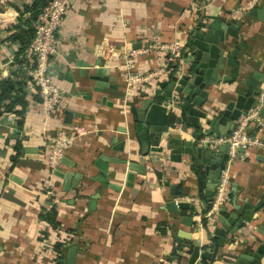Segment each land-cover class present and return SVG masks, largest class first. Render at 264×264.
<instances>
[{"label":"crops","instance_id":"0c3cea01","mask_svg":"<svg viewBox=\"0 0 264 264\" xmlns=\"http://www.w3.org/2000/svg\"><path fill=\"white\" fill-rule=\"evenodd\" d=\"M32 1L2 0L0 5V82L19 78L14 75L19 44L9 37L19 10ZM249 1L73 0L51 66L62 90L61 105L52 114L44 113L28 80L22 113L0 114V264H66L73 247V264H189L194 246L200 248L199 254H209L194 264H234L241 254L256 250L264 240L258 234L261 212L234 234L218 236L215 230L222 227L220 216L230 218L235 198L238 206H257L263 200L264 152L256 147L238 149L229 158L223 171L230 182L225 212L220 207L203 225L185 201L197 197L202 207L207 201L193 170L196 166L203 173L196 160L199 143H193L192 156L172 160L166 139L174 136L173 131L161 135L158 144L148 133L139 137L142 126L130 112L155 92L164 96L167 88L158 84L166 81L169 87L171 82L165 75L137 88L130 89L126 83L127 75L144 76L164 66L163 52L152 46L178 40L186 47L197 24L212 20L238 26V38H229V43L230 50L238 49L239 70L264 78V14L250 15L264 0L249 11L242 10ZM99 68L103 72L98 73ZM228 74L229 68L221 73ZM97 83L103 84L101 91ZM235 88L236 83H212L206 88L204 105L195 108L215 114L234 98ZM75 126L90 132L74 139L51 173L46 165L50 150L46 138ZM182 129L186 132L182 137L192 141L193 127L185 122ZM255 136L264 143V127ZM144 151L147 156H142ZM130 162L145 166L143 174L130 170ZM128 174L133 176L130 182ZM45 184L55 193L52 205L39 198ZM172 201L188 206L171 212ZM52 206L57 227L42 216ZM210 237L219 242L216 250L208 247ZM253 264H264V256Z\"/></svg>","mask_w":264,"mask_h":264},{"label":"water","instance_id":"95a60500","mask_svg":"<svg viewBox=\"0 0 264 264\" xmlns=\"http://www.w3.org/2000/svg\"><path fill=\"white\" fill-rule=\"evenodd\" d=\"M262 14H264V4L260 9L250 12L251 16L258 18H261ZM238 30L236 25L227 26L220 20H212L194 31L189 36L185 47L186 51L182 57L185 64L182 63V68L180 66L177 69L175 80L171 81L169 87H167L166 81L158 84L161 88H167L164 96H159L155 92L152 97L145 98L139 107L130 108L134 120L142 126L137 131L139 137L143 133H148L158 144L161 135L173 131L172 135L174 136L166 139L167 145L172 150V160H180L182 155L192 156L194 153L193 143H199V147L195 150L196 160L207 180L204 191L207 201L212 200L215 185L226 168L229 155L224 146H220L218 152L215 153L209 145L202 144L201 140L204 137L226 136L233 128L235 121L242 114L248 112L264 79L257 72L244 75L239 70V63L236 60L238 49L230 50L229 43V38H238ZM79 66L77 65V67ZM225 68H229V74L223 76L221 73ZM97 72L101 73L103 70L99 68ZM212 83H236V88L233 91L234 98L227 100L222 110L208 115L195 107L201 108L204 105L209 94L206 88ZM97 86V90L101 91L103 84L97 83ZM173 92L175 95H172ZM261 113L264 115V108L261 109ZM185 122L196 131L191 135L192 141L182 137V134H186L182 129V124ZM141 143L143 146H147L145 142L141 141ZM161 150L162 148L159 146V152ZM147 155L148 151L142 152V156ZM100 166L101 170L107 171L105 164ZM129 169L139 170L143 174L145 166L130 162ZM132 178V174H128L127 181H132ZM110 188L119 189L113 185H110ZM235 200L232 212L229 214L230 218L219 217L222 227L216 229L215 234L218 236H224L226 232L234 234L243 223L251 221L254 213L261 212L262 216L258 219L260 221L258 234L264 239V198L257 206L252 204L238 206L235 204ZM187 206V203L174 201L168 204L171 212L179 211ZM220 212H225L224 206ZM186 222L189 223V220ZM199 250L198 246L192 248L189 264H194L198 257L209 258L207 252L199 254ZM75 251V247L69 250L66 264H73ZM263 256L264 240L250 254H241L234 264H253ZM59 264H63V262L60 261Z\"/></svg>","mask_w":264,"mask_h":264},{"label":"built area","instance_id":"2783aa9c","mask_svg":"<svg viewBox=\"0 0 264 264\" xmlns=\"http://www.w3.org/2000/svg\"><path fill=\"white\" fill-rule=\"evenodd\" d=\"M261 0H250L242 10L249 11L253 9ZM73 0H50L44 6L33 24L34 36L30 44L24 49L20 58L27 60L28 66L25 67L29 77V83L34 88L38 97V104L46 114L54 113L61 105L62 90L58 86L52 73V61L58 53L59 32L62 27L67 9ZM2 5V0H0ZM3 23L0 10V26ZM164 54V66L158 71L140 76L130 74L126 77L127 86L132 89L143 86L144 83L158 80L161 76L169 75V66L176 64L178 69L183 63V54L186 51L185 46L174 40L167 44L152 46ZM146 52V50H145ZM264 108V88L257 92L254 103L246 112L242 114L234 123L233 128L226 136L204 137L201 142L209 145L213 151H217L220 146L226 148L230 157L236 156L238 149L248 150L256 147L264 152V143L255 136V133L261 131L264 127V121L260 115ZM90 130L75 126L71 131H57L55 134L46 138L50 148L46 165L48 170L53 173L57 170L64 156L67 147L73 144L77 136L88 134ZM55 193L50 184H45L42 194L39 198L50 201V205L55 203ZM230 198V182L226 173L222 172L218 182L215 185L211 200V207L208 212L203 214V207L197 197H186L193 208L194 213L207 219L211 215L218 213L220 207L228 203Z\"/></svg>","mask_w":264,"mask_h":264},{"label":"trees","instance_id":"16d2710c","mask_svg":"<svg viewBox=\"0 0 264 264\" xmlns=\"http://www.w3.org/2000/svg\"><path fill=\"white\" fill-rule=\"evenodd\" d=\"M50 0H33L31 4L25 5L22 9L19 10V17L17 24L12 26V34L9 39L13 42L19 44V50L15 59V72L14 75L19 78L16 80H4L0 82V114L2 112H13L20 115L22 109H24L26 102L23 98V87L25 83L29 80V77L26 73L25 67L28 66L27 60L20 58L24 49L30 44L34 36L33 24L37 20L39 13L42 8L49 3ZM25 14H28V17L25 18ZM203 25L197 24L196 30L200 29ZM178 66L176 64H171L169 66V81L175 80V73L177 72ZM19 107L20 109H18ZM193 170L197 177V184L199 191L202 193L205 191V176L203 173L196 167L193 166ZM202 196V195H201ZM211 207V201H206L205 206L203 207V214L208 212ZM43 218L49 221L54 227H57L55 220V210L52 206L50 210L45 212ZM203 225L206 224V219H201ZM210 246L214 250L217 249L219 242L216 238L210 237ZM58 252L63 255V251L60 245H56ZM252 251V250H251ZM250 249L247 251L251 252ZM177 260H180L178 257ZM206 264V263H203Z\"/></svg>","mask_w":264,"mask_h":264}]
</instances>
